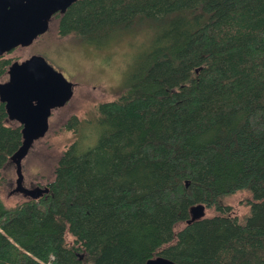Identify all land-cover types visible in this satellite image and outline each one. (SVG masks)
Listing matches in <instances>:
<instances>
[{"label":"trees","instance_id":"1","mask_svg":"<svg viewBox=\"0 0 264 264\" xmlns=\"http://www.w3.org/2000/svg\"><path fill=\"white\" fill-rule=\"evenodd\" d=\"M54 17L90 47L150 38L116 96L66 123L48 192L0 198V264H264V0H76ZM21 127L0 102V182ZM239 192L242 216L222 201ZM194 205L213 215L189 221Z\"/></svg>","mask_w":264,"mask_h":264},{"label":"rangeland","instance_id":"2","mask_svg":"<svg viewBox=\"0 0 264 264\" xmlns=\"http://www.w3.org/2000/svg\"><path fill=\"white\" fill-rule=\"evenodd\" d=\"M149 38L148 29H132L114 34L103 46L90 47L77 42L73 35L59 37L57 19L52 17L48 30L32 44L18 46L10 52L9 56L14 61L25 60L34 54L41 55L75 84L71 99L64 106L52 110L47 132L33 142L21 161L25 187H43L54 179L56 163L71 139L70 133L65 131L68 120L72 116H82L91 106L116 96L132 71L135 58L147 47ZM86 124L92 132L90 137L98 134L95 120H87ZM1 174L0 198L3 202L12 206L26 200L22 193L13 192L17 179L14 163L10 161ZM247 195V192H239L222 201L232 206L235 214L242 216L249 210V204L244 201ZM211 215L213 210L204 208L203 217Z\"/></svg>","mask_w":264,"mask_h":264},{"label":"water","instance_id":"3","mask_svg":"<svg viewBox=\"0 0 264 264\" xmlns=\"http://www.w3.org/2000/svg\"><path fill=\"white\" fill-rule=\"evenodd\" d=\"M76 0H0V56L18 46H29L49 27L56 13H64ZM7 80L0 81V102L4 103L8 120L21 127L22 144L10 156L16 167V187L27 198L36 199L48 192V187L27 188L23 185L21 161L33 142L48 130L52 110L64 106L73 95L74 83L54 68L43 56L31 55L13 61L7 70ZM204 207L190 208L189 221L202 218ZM146 264H179L157 256Z\"/></svg>","mask_w":264,"mask_h":264},{"label":"flooded vegetation","instance_id":"4","mask_svg":"<svg viewBox=\"0 0 264 264\" xmlns=\"http://www.w3.org/2000/svg\"><path fill=\"white\" fill-rule=\"evenodd\" d=\"M8 68H9V67H8ZM7 77H8V75L6 74V76H5L4 78H2V80H3V79H4L3 81L7 80ZM0 80H1V79H0Z\"/></svg>","mask_w":264,"mask_h":264}]
</instances>
